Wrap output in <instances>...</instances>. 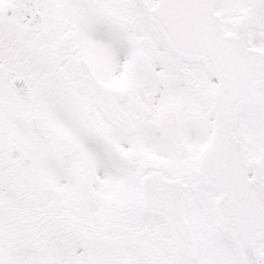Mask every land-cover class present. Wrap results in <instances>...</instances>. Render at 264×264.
I'll return each instance as SVG.
<instances>
[{"label":"snow or ice","instance_id":"1","mask_svg":"<svg viewBox=\"0 0 264 264\" xmlns=\"http://www.w3.org/2000/svg\"><path fill=\"white\" fill-rule=\"evenodd\" d=\"M0 264H264V0H0Z\"/></svg>","mask_w":264,"mask_h":264}]
</instances>
